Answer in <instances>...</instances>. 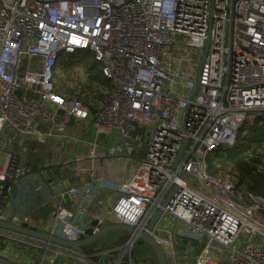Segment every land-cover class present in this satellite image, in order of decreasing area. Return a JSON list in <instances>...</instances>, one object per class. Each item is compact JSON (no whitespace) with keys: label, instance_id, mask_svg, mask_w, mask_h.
I'll return each instance as SVG.
<instances>
[{"label":"built area","instance_id":"obj_1","mask_svg":"<svg viewBox=\"0 0 264 264\" xmlns=\"http://www.w3.org/2000/svg\"><path fill=\"white\" fill-rule=\"evenodd\" d=\"M76 52L91 53L111 81L90 103L58 90L59 58ZM257 119H264V0H0V219L69 240L107 222L135 229L119 245L82 254L16 235L43 251L39 264L61 256L70 259L61 264H134L142 231L168 264L199 247L192 264H264V196L244 194L236 172L214 173L208 163ZM73 123L91 134H69ZM64 142L88 148L57 160L89 175L58 190L73 208L58 204L48 228L29 213L12 214L14 184L31 173L26 161L41 150L60 153ZM105 159L120 165L118 180L104 177ZM245 160L264 174V147L252 145ZM16 248L8 251L13 263L37 264Z\"/></svg>","mask_w":264,"mask_h":264},{"label":"trees","instance_id":"obj_2","mask_svg":"<svg viewBox=\"0 0 264 264\" xmlns=\"http://www.w3.org/2000/svg\"><path fill=\"white\" fill-rule=\"evenodd\" d=\"M83 61L85 64H83ZM77 62L80 63L75 64ZM56 71L60 79L58 90L65 95L68 94L80 98L85 103H90L92 101L90 98L91 94H93V97H96L100 89L110 87L111 85V81L102 75L98 64L92 59V54L89 52L67 53V55L63 53L59 58ZM62 73L64 75H62ZM252 145L257 149L264 147V119H257L253 123H245L239 130L237 145L230 149L219 148L215 150L209 156L208 163L210 165V170L214 173L218 172L220 169L236 172L239 176L237 188L244 194L251 191L264 196V174L252 172L245 160V152ZM107 224H109V222L105 225ZM127 237L128 233L125 232L124 235L113 243L110 233L107 237L87 246L85 251L90 253L95 250L114 247L115 245L123 243ZM15 246L18 247V243L15 244ZM150 250L159 264L154 250L151 247ZM28 255L39 264L38 259L42 255V250L33 248L32 251L28 252ZM60 260L70 261V259L64 256H61L59 258V261Z\"/></svg>","mask_w":264,"mask_h":264},{"label":"crops","instance_id":"obj_3","mask_svg":"<svg viewBox=\"0 0 264 264\" xmlns=\"http://www.w3.org/2000/svg\"><path fill=\"white\" fill-rule=\"evenodd\" d=\"M91 126H86L83 123H73L68 128V133L71 135H74L76 137H83L84 135L91 134L90 132ZM65 147L63 150L60 151V153H50L45 150H41L40 152L43 153H49L50 157H44V160H47V162H50L49 159H52L53 164L50 166H45V164H41L42 167L39 169V175L40 177V183L42 184V190L36 191L35 194L38 196L34 197L33 195L28 198V196H18V190L15 197V206L17 209V213H29L33 216V219L36 221V223L39 226L48 228L47 224L51 217V213L56 209V206L58 204L63 203L64 205H67L69 208H73V205L71 204V201L69 197L62 199L59 196L58 190L59 189H65L71 185H78L82 183L83 176H86L88 178L89 175L84 174L83 176H79L72 169H70L68 166H59L57 163V160L64 159H73L76 155L74 154V151L77 149L81 154H87L88 148L84 147L83 145H79L78 143H62L61 147ZM56 148V147H54ZM39 152V153H40ZM38 153V154H39ZM32 159V158H29ZM28 159V160H29ZM36 159V160H41ZM71 159V160H72ZM35 160V161H36ZM30 163V161H29ZM85 165L88 163L85 162ZM103 166H104V177L107 179H116L120 178V171H118L120 165L118 163L112 162L111 160H103ZM39 166V165H37ZM63 170L62 172H59L57 168ZM67 170V172H66ZM27 178V177H26ZM24 178H22L23 180ZM21 180V181H22ZM20 186V183H19ZM52 186H56V188H52ZM15 187V184H14ZM19 189V187H18ZM13 209V208H12ZM190 244V242L188 241ZM111 248V247H110ZM106 249V248H105ZM102 250V249H100ZM98 251V250H95ZM200 251V247L197 249V252ZM93 252V251H92ZM196 253H192L189 256H185L182 259H180L181 264H192V260L196 257Z\"/></svg>","mask_w":264,"mask_h":264},{"label":"water","instance_id":"obj_4","mask_svg":"<svg viewBox=\"0 0 264 264\" xmlns=\"http://www.w3.org/2000/svg\"><path fill=\"white\" fill-rule=\"evenodd\" d=\"M206 52H207V45L204 49V55H203V59L202 62L205 59L206 56ZM198 85L195 87L191 98H194L197 89H198ZM190 110V107L187 108L186 110V116L188 115V112ZM186 122V121H185ZM184 122V125H185ZM185 143H186V139L183 140L181 149L179 151L178 154V158L176 161V164L179 162L180 158L182 157L183 151H184V147H185ZM144 149H146V146H144ZM144 154V153H143ZM185 175V172L182 173V176ZM21 177H19L15 183V187H14V192L13 195L11 197V205L13 207L12 210V214H15L17 209L15 206V197H16V193L19 187V183L21 182ZM177 186H175L171 192V194L176 190ZM168 203V200L164 202V206H166ZM162 213V209L158 210V212L155 214V216L153 217V219L151 220L150 224L148 225V230H151L154 225L156 224V222L158 221L160 215ZM134 227L127 225V224H123V223H110L107 224L103 227H101L99 230L95 231L94 233L79 238V239H73V240H69V239H64L61 237H58L56 235L51 234L49 231L47 230H35L32 228H28L22 225H17L12 223L10 220L8 221H3L0 219V240L2 237H15L18 234H22L25 235L27 237L36 239V240H40L43 242H48L51 243L55 246H58L60 248H62L65 251H72L75 254H82L85 252V248L93 243H95L96 241L107 237L108 234H110L111 232L114 231H124L127 233H132L134 231ZM139 238L140 240L146 242L155 252L157 258H158V262L159 264H168L165 252L163 250V247L158 244L155 239L149 234V231H142L139 233ZM74 264H80V261L78 259L75 260Z\"/></svg>","mask_w":264,"mask_h":264},{"label":"rangeland","instance_id":"obj_5","mask_svg":"<svg viewBox=\"0 0 264 264\" xmlns=\"http://www.w3.org/2000/svg\"><path fill=\"white\" fill-rule=\"evenodd\" d=\"M174 56H176V53L170 54L168 56V59L170 62L173 63V68H177L179 63H178V61H176L174 59ZM78 63H80V62H77L75 64H78ZM83 64H85L84 61H83ZM62 75H64V74L62 73ZM64 78H65V76H64ZM112 140H113L112 137L108 139V142L109 143L111 142V145L114 144L112 142ZM99 151H102V149H100ZM44 157H50V154L49 153L45 154L43 152H40L36 157L26 161L25 167L27 169H29L31 171V173L27 176V178L24 177V179L20 182L17 199L19 198V196H26V195L28 196V198H30L32 195L34 197H36L38 195L35 194L36 192H34V190H36L37 192L42 190V184L40 183V177L41 176L39 175V169L42 167L41 164H45L46 167L53 164V161H51L52 159H49L50 162H47V160H44L45 159ZM40 158H42V159L36 160V159H40ZM29 161H30V163H29ZM37 165H39V166H37ZM130 165L134 166V167L137 166L135 161L130 163ZM68 166L71 167L72 164H70ZM57 169L59 172L63 171L60 169V167ZM66 172H67V170H66ZM195 185L199 186V183L195 182ZM39 228H41V227H39ZM124 234H125L124 231L111 232V241L113 243L116 242ZM0 241H1L0 242V258H3V261H2L3 264H10V263L11 264H17L16 262L13 263L11 261V257H9L10 255L8 254V251H9V253H11L12 249L15 248V246H14L15 244L18 243L19 248H16V249L25 253L26 256H28V252L32 251V249H33V248L31 249V247H29L28 245H24L22 243H19L17 240L14 239V237H2ZM6 253H7V258L5 256ZM42 253H43V251H42ZM67 259H69V258L67 257ZM132 260H133L134 264H158L157 260H155L154 255L150 250V247L146 244V242L144 243L140 239L136 242V245L134 247ZM59 264H61V260L59 261Z\"/></svg>","mask_w":264,"mask_h":264}]
</instances>
